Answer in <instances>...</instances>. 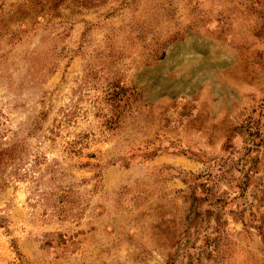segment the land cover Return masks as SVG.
Here are the masks:
<instances>
[{"label":"rangeland","instance_id":"obj_1","mask_svg":"<svg viewBox=\"0 0 264 264\" xmlns=\"http://www.w3.org/2000/svg\"><path fill=\"white\" fill-rule=\"evenodd\" d=\"M0 264H264V0H0Z\"/></svg>","mask_w":264,"mask_h":264}]
</instances>
